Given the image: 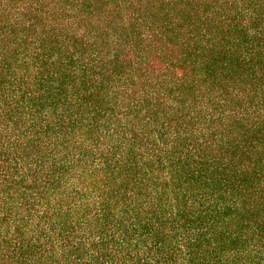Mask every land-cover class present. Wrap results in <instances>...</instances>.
Masks as SVG:
<instances>
[{
  "label": "trees",
  "instance_id": "trees-1",
  "mask_svg": "<svg viewBox=\"0 0 264 264\" xmlns=\"http://www.w3.org/2000/svg\"><path fill=\"white\" fill-rule=\"evenodd\" d=\"M0 264H264V0H0Z\"/></svg>",
  "mask_w": 264,
  "mask_h": 264
}]
</instances>
